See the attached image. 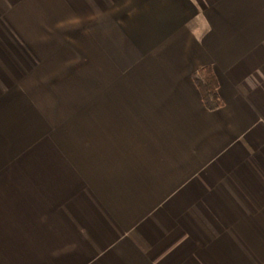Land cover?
<instances>
[{
	"label": "crops",
	"instance_id": "obj_1",
	"mask_svg": "<svg viewBox=\"0 0 264 264\" xmlns=\"http://www.w3.org/2000/svg\"><path fill=\"white\" fill-rule=\"evenodd\" d=\"M0 264H264V0H0Z\"/></svg>",
	"mask_w": 264,
	"mask_h": 264
},
{
	"label": "trees",
	"instance_id": "obj_2",
	"mask_svg": "<svg viewBox=\"0 0 264 264\" xmlns=\"http://www.w3.org/2000/svg\"><path fill=\"white\" fill-rule=\"evenodd\" d=\"M193 80L209 111L214 112L224 107V102L219 94V81L212 66L200 68L193 74Z\"/></svg>",
	"mask_w": 264,
	"mask_h": 264
}]
</instances>
